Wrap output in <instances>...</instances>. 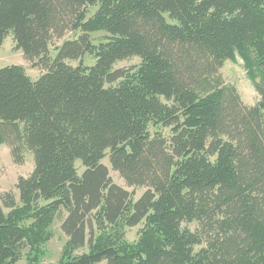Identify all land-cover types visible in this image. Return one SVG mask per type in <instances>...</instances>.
Returning <instances> with one entry per match:
<instances>
[{"label": "trees", "instance_id": "obj_1", "mask_svg": "<svg viewBox=\"0 0 264 264\" xmlns=\"http://www.w3.org/2000/svg\"><path fill=\"white\" fill-rule=\"evenodd\" d=\"M10 33L43 72L0 68V144L34 155L0 194V264H43L58 218L50 264H264V0H0V47ZM238 57L256 105L212 83Z\"/></svg>", "mask_w": 264, "mask_h": 264}, {"label": "rangeland", "instance_id": "obj_2", "mask_svg": "<svg viewBox=\"0 0 264 264\" xmlns=\"http://www.w3.org/2000/svg\"><path fill=\"white\" fill-rule=\"evenodd\" d=\"M99 4L89 6L87 17L91 16L98 9ZM80 34V31H69L63 39L55 41L51 48L50 53L52 56L55 55L56 46H60L63 41L67 39H74ZM107 36L104 32H94L92 33L93 40L95 42H99ZM81 60L73 61L71 64L79 65ZM96 62V58L91 54H86L82 58V63L86 66H91ZM141 62L138 57H129L127 59L118 61L115 63L114 68L120 67H132L138 65ZM21 65L25 68L26 72L36 80L43 72V69L34 64L33 61L28 60L22 50H19L16 47V43L14 40V36L10 33L6 39L4 40L3 45L0 47V68H3L8 65ZM255 78V80H254ZM261 81V73L256 72L255 77L253 79L250 77L248 69H246L243 60L238 57V61H226L223 67L219 70L218 74L213 78V84L219 86H233L236 87L239 92L243 102L246 105L253 106L259 103L260 95L257 92V88L255 87L254 82ZM163 132L165 135L169 136L170 132L168 128H163ZM13 136L17 137L15 132H13ZM18 142V141H17ZM21 162L16 160V156L12 153V147L9 144H0V194L5 191H14L15 194L18 195V190L16 188V183L19 176H28L34 169V155L30 152L26 147L22 145L21 147ZM79 173L83 171V167L81 162L78 160L76 162ZM103 163H105L109 167L110 175L114 182L126 188L130 193L133 194L134 198H139L146 188L141 187H131L128 186L125 180L120 176V174L115 171L110 164L109 157H105L103 159ZM1 203V201H0ZM192 228H195V225H191ZM143 228V223L134 227H127L125 229V234L123 235L124 240L130 243H136L139 239L141 229ZM54 236L52 239L45 245L44 252L42 255L43 264L56 263L59 261L63 249L65 246L68 237L61 229V220L56 219L53 226ZM88 251V246L85 245L82 249H79L76 253L81 254L83 252ZM19 264H25V261L19 262ZM100 264H106L102 262Z\"/></svg>", "mask_w": 264, "mask_h": 264}]
</instances>
